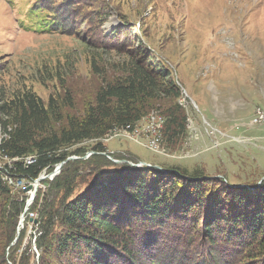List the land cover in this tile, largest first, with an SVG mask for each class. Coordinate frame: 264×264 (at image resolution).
Instances as JSON below:
<instances>
[{
	"label": "trees",
	"instance_id": "obj_1",
	"mask_svg": "<svg viewBox=\"0 0 264 264\" xmlns=\"http://www.w3.org/2000/svg\"><path fill=\"white\" fill-rule=\"evenodd\" d=\"M73 1L39 0L32 9L46 11L44 31L71 33L79 10ZM155 58L132 47L109 64L111 74L93 62L87 95L68 83L73 74L56 68L49 79L60 91L46 101L29 88L0 86V169L30 183L63 162L53 179L41 181L19 232L27 196L0 174V264H264V169L253 155L238 154V164L227 146L215 147L210 173L204 162L134 165L138 157L102 141L159 111L163 148H184L182 87ZM28 156L35 162L26 164ZM30 222L34 234L27 233Z\"/></svg>",
	"mask_w": 264,
	"mask_h": 264
},
{
	"label": "rangeland",
	"instance_id": "obj_2",
	"mask_svg": "<svg viewBox=\"0 0 264 264\" xmlns=\"http://www.w3.org/2000/svg\"><path fill=\"white\" fill-rule=\"evenodd\" d=\"M35 1L40 4L39 0H0L3 90L29 88L46 101L60 91L57 80L49 79L56 68L73 74L68 83L75 82L87 95V83L96 79L93 62L111 74L110 63L121 60L132 47L144 46L155 60L168 65L182 87L188 102L189 138L181 151L161 154L150 151L145 139L139 144L122 132L105 142L108 148L128 150L154 164L204 162L214 173L217 151L213 148L222 151L224 144L234 158L253 155L264 169V124L253 119L256 108H264V0H75L73 6L79 10L71 33L44 31L49 19L43 16L46 11L32 9ZM114 31L117 41L100 45L111 40ZM159 114L150 112L135 123L136 129L144 119ZM119 131L124 130L114 133ZM228 156L222 160L230 170L233 162ZM33 182L24 181L20 188ZM40 186L41 181L37 190ZM30 193L24 192L27 199ZM32 226L27 224L28 234L35 233ZM32 250L37 258L35 247Z\"/></svg>",
	"mask_w": 264,
	"mask_h": 264
},
{
	"label": "built area",
	"instance_id": "obj_3",
	"mask_svg": "<svg viewBox=\"0 0 264 264\" xmlns=\"http://www.w3.org/2000/svg\"><path fill=\"white\" fill-rule=\"evenodd\" d=\"M179 103L185 107H187V104H188L184 96H183V102H179ZM262 112H264V108H262ZM262 112H261V115H262ZM261 115L259 117H253V119L254 120L261 119ZM163 122H164V118L162 115L150 116L148 119H144L143 126H141L140 128L125 129V131H119L116 133H112V135H105L103 138V142H107L111 140L112 138L114 140L115 135L117 134L120 135V133L126 132L127 134H129V137L128 136L127 137L125 136V137L129 138V140H134L135 142H138L139 144H141L142 142L141 140L145 139L146 140L145 146L150 151L155 152V153L165 154V149L162 148V125H163L162 123ZM187 122H188L187 126L189 128V122H190L189 117L187 118ZM35 160H36L35 156H28L24 158V162L26 164L33 163L35 162ZM8 166H10V162H8ZM56 174H58V164L55 165L53 172H51V174L48 175V178L51 180ZM3 179H10L12 187H14V190L15 188H20L24 184V181L21 178L12 176L7 171H6V178H3ZM40 187H43V185ZM27 214L31 217V220H35L37 218L36 212L30 211Z\"/></svg>",
	"mask_w": 264,
	"mask_h": 264
},
{
	"label": "water",
	"instance_id": "obj_4",
	"mask_svg": "<svg viewBox=\"0 0 264 264\" xmlns=\"http://www.w3.org/2000/svg\"><path fill=\"white\" fill-rule=\"evenodd\" d=\"M73 158H76V157H69L68 159H73ZM125 161V160H123ZM116 162H120L118 160H116ZM63 162L59 163L58 164V170L60 169V167L62 166ZM134 165H147V166H150L149 163H146V162H143V161H140L139 163L137 164H134ZM154 167L156 168H160V166L158 165H154ZM214 177H221V175H217V176H214ZM48 178L46 175H39L32 184H28L24 189H23V192H29V191H32V194L30 195V197L26 200V205H25V208H24V212H23V215L24 213L27 211L30 203L34 200V197H35V194H36V191H37V188H38V184L40 181L44 180ZM23 215L21 216L20 218V222H19V226H18V232L20 231V229L22 228V224H23V220H24V217ZM33 223H36V220H33Z\"/></svg>",
	"mask_w": 264,
	"mask_h": 264
},
{
	"label": "bare ground",
	"instance_id": "obj_5",
	"mask_svg": "<svg viewBox=\"0 0 264 264\" xmlns=\"http://www.w3.org/2000/svg\"><path fill=\"white\" fill-rule=\"evenodd\" d=\"M183 101V100H182ZM256 115L255 117H259L261 115V112H262V108L261 107H257L256 108ZM153 115V114H152ZM156 115V114H155ZM160 115V114H159ZM158 116V115H157ZM255 122L256 123H259V124H264V112H262V115H261V119H255ZM141 125V124H140ZM139 125V126H140ZM137 126L135 127V124L132 126H127V127H123V128H114L108 135H111L112 133H114L115 131H118V130H124L125 129H136ZM31 164V163H30ZM0 174H1V177L2 179L3 178H6V171L0 169ZM7 184L8 186H11V188L14 190V187H12V184H11V180L10 179H3ZM31 194V193H30Z\"/></svg>",
	"mask_w": 264,
	"mask_h": 264
}]
</instances>
